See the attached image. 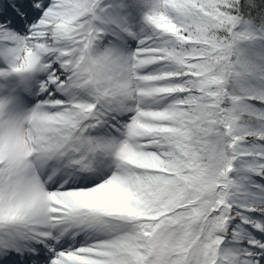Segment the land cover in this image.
I'll list each match as a JSON object with an SVG mask.
<instances>
[{"label": "snow or ice", "instance_id": "obj_1", "mask_svg": "<svg viewBox=\"0 0 264 264\" xmlns=\"http://www.w3.org/2000/svg\"><path fill=\"white\" fill-rule=\"evenodd\" d=\"M0 264H264V0H0Z\"/></svg>", "mask_w": 264, "mask_h": 264}]
</instances>
